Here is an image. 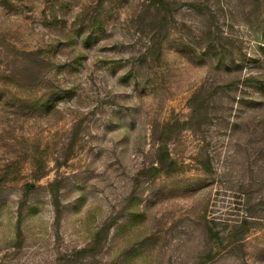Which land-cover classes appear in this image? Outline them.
I'll return each mask as SVG.
<instances>
[{
	"label": "rangeland",
	"instance_id": "1",
	"mask_svg": "<svg viewBox=\"0 0 264 264\" xmlns=\"http://www.w3.org/2000/svg\"><path fill=\"white\" fill-rule=\"evenodd\" d=\"M263 83L264 0H0V264H264Z\"/></svg>",
	"mask_w": 264,
	"mask_h": 264
},
{
	"label": "trees",
	"instance_id": "2",
	"mask_svg": "<svg viewBox=\"0 0 264 264\" xmlns=\"http://www.w3.org/2000/svg\"><path fill=\"white\" fill-rule=\"evenodd\" d=\"M157 2H160L161 4H163V0H155ZM259 89H264V83L260 85ZM193 112H195V110L193 109ZM195 113H193L192 115H194ZM156 163L159 166V168H170L174 165V163L169 159L168 154H167V149H165V147H162L158 150V156L156 158ZM55 199V210H56V217L58 218L59 215V209H58V201L56 198ZM112 221H108L106 222L101 228L100 230H98V232L96 233V238L101 237V235L107 233V231L110 229V227L112 226ZM209 232V238L211 237H215L217 239H215L216 241L219 240L218 235L214 234L212 232V230L208 229Z\"/></svg>",
	"mask_w": 264,
	"mask_h": 264
}]
</instances>
